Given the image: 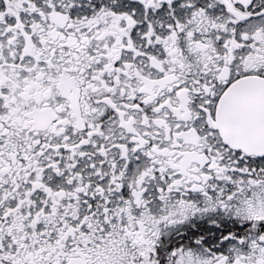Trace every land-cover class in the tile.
<instances>
[{"label":"snow or ice","instance_id":"1","mask_svg":"<svg viewBox=\"0 0 264 264\" xmlns=\"http://www.w3.org/2000/svg\"><path fill=\"white\" fill-rule=\"evenodd\" d=\"M0 264H264V0H0Z\"/></svg>","mask_w":264,"mask_h":264}]
</instances>
